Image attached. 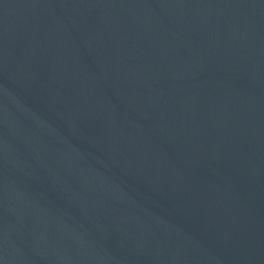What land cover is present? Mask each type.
<instances>
[{"label":"water","instance_id":"1","mask_svg":"<svg viewBox=\"0 0 264 264\" xmlns=\"http://www.w3.org/2000/svg\"><path fill=\"white\" fill-rule=\"evenodd\" d=\"M0 264H117L75 134L11 0H0Z\"/></svg>","mask_w":264,"mask_h":264}]
</instances>
